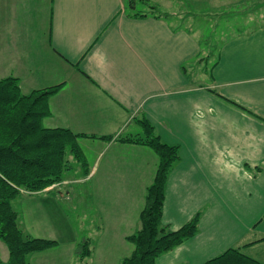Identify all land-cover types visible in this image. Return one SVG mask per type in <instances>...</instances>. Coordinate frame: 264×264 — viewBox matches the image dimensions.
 <instances>
[{
  "label": "crops",
  "instance_id": "1",
  "mask_svg": "<svg viewBox=\"0 0 264 264\" xmlns=\"http://www.w3.org/2000/svg\"><path fill=\"white\" fill-rule=\"evenodd\" d=\"M209 1L217 18L205 31L168 12L131 16L126 0H0V78L17 77L23 93L59 84L42 125L87 135L77 143L89 163L82 179H97L83 190L98 241L117 235V252L132 250L125 236L139 227L158 161L150 147L119 138L141 135L137 120L145 118L162 141L179 146L162 223L176 229L200 211L198 229L156 264H202L235 246L264 262V0ZM192 61L199 69L190 75ZM51 192L18 208L25 234L52 237L39 228L53 220L45 208ZM57 246L26 258L64 264ZM8 257L0 239V260Z\"/></svg>",
  "mask_w": 264,
  "mask_h": 264
},
{
  "label": "trees",
  "instance_id": "2",
  "mask_svg": "<svg viewBox=\"0 0 264 264\" xmlns=\"http://www.w3.org/2000/svg\"><path fill=\"white\" fill-rule=\"evenodd\" d=\"M138 2L147 5L149 10H136L135 3ZM125 5L134 10L129 14L135 17L149 14L160 17L165 14L157 11L149 0H126ZM58 89L59 84H56L23 93L17 77L9 75L0 78V239L9 251L8 259L5 262L0 260V264H30L27 254L45 250L57 242L45 237L29 236L19 227L17 213L11 202L20 188L37 191L58 182L63 172L71 168L67 152L80 163L84 174L88 171L77 143V137L87 135L63 127H44L41 123L50 114L48 98ZM137 121L142 127V134L121 137L119 140L150 147L158 161L152 181L145 189L144 204L139 212V227L125 236L133 248L118 264H156L160 254L196 233L200 218V211H197L176 229L162 223L166 180L172 165L179 158V146L162 141L147 119ZM101 138L109 139L107 136ZM82 249V256L90 252L87 241L83 242ZM202 264L264 262L246 255L239 246H235L226 248Z\"/></svg>",
  "mask_w": 264,
  "mask_h": 264
},
{
  "label": "rangeland",
  "instance_id": "3",
  "mask_svg": "<svg viewBox=\"0 0 264 264\" xmlns=\"http://www.w3.org/2000/svg\"><path fill=\"white\" fill-rule=\"evenodd\" d=\"M135 5L136 10H149L145 4L138 2L135 3ZM156 9L160 12H168L170 20L183 22V24L190 25L193 29L196 28L198 30H202L203 27L206 31L209 30V28L214 27L217 18V15L214 14V16L210 17L208 13L214 11V6L210 4L209 0L174 2L168 7L157 6ZM220 9L226 10L224 7H220ZM173 11L175 12L174 15L172 14ZM182 17L184 18L181 19ZM210 35L211 34H207V37L209 38ZM208 52L212 53V50H205L203 53ZM211 61L212 59H208L206 60V63L202 65L204 69H208L207 74L213 63ZM195 62L193 63L192 61L191 68H188L190 75L198 68V64ZM205 81L208 82L207 79H205ZM67 157L70 160L71 168L63 172L62 178L58 182H53L45 188L37 191H28L24 188H20L19 193L11 202L13 209L17 213V223L18 214L21 213L18 208L24 206L25 201H30L32 197L38 193H42L44 190L54 191L46 194L48 199H45L49 205V208H45L48 211V215L51 216L53 220L39 226L40 231H45L52 236L49 237V239H56L58 246L54 256L61 258L64 264H118L120 260L127 256L131 251L125 247L117 252L116 247L119 243V241H117L119 240L117 235L110 234L104 237V242L98 241V237L102 238L101 231L98 226L95 225V220L90 214V205L87 201L86 192L83 190L90 188V186L93 185L92 182L97 179H82V174L84 175V173L80 163L72 158L70 152H67ZM85 160L88 166V160L86 158ZM64 180H67L68 182L63 184ZM57 188L63 192L62 196L58 195ZM65 190H69L70 192L68 197H66ZM51 197L53 198L52 201ZM54 201L56 204H54ZM44 212L45 209L43 210V213ZM96 221L99 222L100 226L103 225L102 220ZM84 241L88 242V247L91 253L90 256L88 255L89 253L83 256L81 254ZM108 246H113V249H108Z\"/></svg>",
  "mask_w": 264,
  "mask_h": 264
}]
</instances>
